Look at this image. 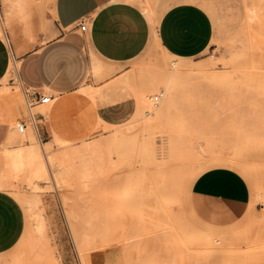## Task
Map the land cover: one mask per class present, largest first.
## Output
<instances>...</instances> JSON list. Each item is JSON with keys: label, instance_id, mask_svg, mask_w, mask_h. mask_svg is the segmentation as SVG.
Returning a JSON list of instances; mask_svg holds the SVG:
<instances>
[{"label": "rangeland", "instance_id": "obj_1", "mask_svg": "<svg viewBox=\"0 0 264 264\" xmlns=\"http://www.w3.org/2000/svg\"><path fill=\"white\" fill-rule=\"evenodd\" d=\"M187 1L209 14L214 33L210 47L189 59L169 54L154 38L161 15ZM259 15L264 0H101L89 31L139 17L149 44L125 59L92 54L85 88L119 79L139 114L116 125L95 123L80 100L53 139L42 140L45 153L36 146L43 165L19 153L29 147L0 150V192L20 214L13 225H0V264H58L39 237L45 222L59 252L69 250L75 264L83 262L72 227L84 241V264H264V36L251 27ZM205 64L214 65V74H189ZM176 65L185 72L171 76ZM159 78L175 84L165 105ZM2 88L22 106L12 124L27 120L13 64ZM29 142L38 144L32 136ZM213 166L237 170L256 208L229 230L202 225L189 206L191 181Z\"/></svg>", "mask_w": 264, "mask_h": 264}, {"label": "crops", "instance_id": "obj_2", "mask_svg": "<svg viewBox=\"0 0 264 264\" xmlns=\"http://www.w3.org/2000/svg\"><path fill=\"white\" fill-rule=\"evenodd\" d=\"M100 4L101 0H0V150L25 147L32 143L30 136L41 143L51 141L58 123L80 100L95 123L116 125L135 116L138 102L121 80L107 81L96 91L85 88L93 69L92 54L125 59L140 55L149 44V30L139 17H129V22L114 18L106 21L105 32L94 24L89 31ZM80 20L87 21L85 32L77 27ZM251 27L264 36V15L254 18ZM213 34L212 19L202 7L180 2L161 15L154 38L159 48L189 59L210 47ZM12 64L25 91L50 96L48 103L30 110L24 101L27 120L15 126L13 120L23 115L20 100L2 88ZM19 123L26 124L23 132L17 129ZM251 200L247 181L233 168L210 167L190 183L189 206L196 220L208 228H234L256 210ZM18 218L19 208L0 192V225L3 220L13 225ZM60 255L63 264H75L66 248Z\"/></svg>", "mask_w": 264, "mask_h": 264}, {"label": "bare ground", "instance_id": "obj_3", "mask_svg": "<svg viewBox=\"0 0 264 264\" xmlns=\"http://www.w3.org/2000/svg\"><path fill=\"white\" fill-rule=\"evenodd\" d=\"M131 1H133V0H131ZM135 2V1H134ZM188 2V1H187ZM139 4V3H138ZM182 63V62H181ZM173 64V63H172ZM175 64V63H174ZM177 64V63H176ZM211 65H213V64H205V65H201V66H198V67H196V69L195 68H191L190 69V71H192V72H189V74H214V68L211 66ZM173 66V65H172ZM186 66V65H185ZM214 66V65H213ZM94 67V69H95V66H93ZM99 67V66H98ZM185 68V67H184ZM100 70V69H99ZM168 72H170V73H172L171 74V76L172 75H179L180 73H183V72H185V71H182V68H180V67H178L177 65L176 66H174V67H172V68H170L169 69V71ZM165 73H167V72H165ZM160 76V75H159ZM200 76V75H199ZM204 76V75H203ZM162 77V76H161ZM165 77H167V75L165 76ZM172 79V78H171ZM171 79H169V80H163V78H159L158 80H157V83L158 84H160V85H163V105H165V104H168V103H170V102H172V100H173V94H174V85L173 86H171L170 84V80ZM125 80V79H124ZM173 82V81H172ZM176 88V87H175ZM176 90V89H175ZM87 95V94H86ZM175 96V95H174ZM139 114V109H137V112H136V114H135V116L136 115H138ZM115 135V134H114ZM47 144L48 143H39L38 142V144H36L35 142H32L31 144H29V145H27V146H25V148L26 147H29L27 150H24V151H21V152H19L22 156H25V155H27V156H29V157H31L32 159L34 158V159H37V160H39V162H40V164H42L43 165V162H42V160H40V152H39V148L38 147H36V146H40V148H41V150L43 151V153H45L44 152V147L43 146H47ZM264 147V146H263ZM23 148V147H22ZM22 148H19V149H22ZM32 148V149H31ZM19 149H17V150H19ZM86 149V148H85ZM230 150H231V148H230ZM95 152V151H94ZM93 153V152H92ZM97 154V153H96ZM98 154H100V153H98ZM97 154V155H98ZM92 155V154H91ZM88 156V155H87ZM90 156V155H89ZM93 156V155H92ZM86 159V158H85ZM225 159L227 160V157H225ZM229 159V158H228ZM218 160V159H217ZM89 161H90V159H89ZM240 161V160H239ZM83 162V161H82ZM235 162V161H234ZM87 163V162H86ZM254 163V162H253ZM85 164V163H84ZM233 164V163H232ZM245 164V163H244ZM252 164V163H251ZM258 164V163H257ZM256 164V165H257ZM259 165V164H258ZM254 166V165H253ZM252 168V167H251ZM255 168V167H254ZM257 169V168H256ZM255 175V174H254ZM189 176V175H188ZM184 184V183H183ZM185 189V188H184ZM43 226H44V228H43V230H39L38 231V233H39V237L41 238V239H43L44 241H46L47 243H48V245L50 246V248H51V250H52V252H53V255H54V258L56 259L55 261H57L58 262V264H62V261H61V255H60V252H59V250H58V247H57V243H56V241H55V239H54V237H53V235H52V231H51V228L49 227V225H48V223L47 222H45V223H43ZM71 232H72V235H73V237H74V240H75V243H76V245H77V248H78V253H79V257H80V259L82 260V262H83V264H84V262H85V255L86 254H84V247H83V244H84V241H83V239H82V236H81V233H80V231L77 229V228H74V227H72L71 228ZM39 244V243H38ZM40 246H42V245H40ZM77 253V254H78ZM88 261H90V260H88ZM190 264V263H189Z\"/></svg>", "mask_w": 264, "mask_h": 264}, {"label": "built area", "instance_id": "obj_4", "mask_svg": "<svg viewBox=\"0 0 264 264\" xmlns=\"http://www.w3.org/2000/svg\"><path fill=\"white\" fill-rule=\"evenodd\" d=\"M77 27L81 32H85L86 28H87V21L86 20H80L77 23ZM211 57H213V56H211ZM157 100H158V96H154L153 101L157 102ZM24 101H25L27 108L30 110L31 107L35 104H46V103H48L50 101V96L39 94V93L30 94L29 92L24 90ZM30 121L33 122V117H30ZM25 128H26L25 123L17 124V129L19 130V132H23L25 130Z\"/></svg>", "mask_w": 264, "mask_h": 264}]
</instances>
